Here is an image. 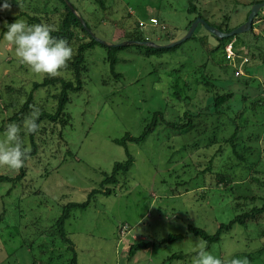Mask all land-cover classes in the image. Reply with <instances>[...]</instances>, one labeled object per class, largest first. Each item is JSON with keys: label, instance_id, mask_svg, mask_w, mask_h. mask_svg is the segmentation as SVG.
<instances>
[{"label": "rangeland", "instance_id": "obj_1", "mask_svg": "<svg viewBox=\"0 0 264 264\" xmlns=\"http://www.w3.org/2000/svg\"><path fill=\"white\" fill-rule=\"evenodd\" d=\"M252 1L108 0L103 10L93 0H69L96 39L113 46L127 41L122 38L123 32L138 31L140 22H145L142 35L159 46L183 40L195 20L201 18L200 14L215 25L227 14L231 26H238L245 21ZM9 3L10 9L0 11V35L6 28L5 22L9 23L7 17L21 9L35 14L32 8L37 6L36 15L42 22L49 16L56 26L58 11L63 8L57 0L47 4L44 0H9ZM55 7L59 10L52 12ZM152 17L159 20V25L148 22ZM23 18L19 20L25 21ZM253 27L254 34L261 35L259 38L247 33L250 29L246 34H236H244L249 43L248 48L238 44L237 53L234 51L241 62L226 55L224 59L222 48L211 51L218 40L201 23L189 38L161 53L144 55L146 46L128 41L130 46L117 53L115 72L119 77L110 72L106 60L112 50L110 53L101 45L89 49L85 53L88 69L84 87L71 93L66 105L69 122L58 124L54 136L38 142V155L27 161L26 176L16 192L7 195L6 183L0 184V264H68L73 253L78 264H194L199 246L206 243L187 231L189 225L213 234L219 224L227 223L237 214L236 204L244 202L238 197L255 191L264 197V186L249 184L248 179L227 192L223 185L216 184L213 173L199 175L201 166H206V158L217 147L215 144L211 150H204V139L214 131L218 142L229 137L234 127L232 119L237 114L235 122L244 125L248 119V126L235 139L236 148L264 174V127L252 125L264 120V109L252 110L248 107L250 101L241 100L246 94L250 100L258 99L257 88L264 83V63L257 57L259 46L264 47V19H256ZM236 68L241 72L239 77L235 76ZM61 74L69 75L68 71ZM44 76L34 75L22 65L14 46L2 36L0 92L7 84L29 92L32 82L41 81ZM204 77H212L210 82L214 86L204 84ZM248 77L254 80L244 85ZM219 90L231 91L232 96L223 105L222 115L209 114L204 109L205 98L221 93ZM54 91L53 86L35 90L37 107L48 109L51 97L46 98ZM186 110L200 113L194 119L195 127L170 129L159 119L157 127L143 140L126 142L133 158L130 169L119 175L116 186H110L113 189L110 195L98 193L87 208L70 212L65 229L73 250L68 249L54 222L66 203L87 200L90 192L99 187L104 173H110L116 162L126 160L125 147L113 140L126 134L139 136L154 112H160L166 121L175 122ZM10 111L0 98V122ZM8 124L7 120L5 126ZM3 132L0 131V139ZM250 135L256 136L252 146L241 150L249 144ZM239 163L227 143L224 152L214 158V171L232 168L240 174V168L236 167ZM18 171L0 167V174L14 176ZM260 223L263 227L264 217ZM255 230L256 226L246 228L236 224L207 251L225 264H264V237L257 238ZM177 234L183 237L160 243ZM138 239L153 240L155 245L140 249L129 258L130 246ZM260 248L263 249L258 252ZM174 255L176 258H171Z\"/></svg>", "mask_w": 264, "mask_h": 264}, {"label": "trees", "instance_id": "obj_2", "mask_svg": "<svg viewBox=\"0 0 264 264\" xmlns=\"http://www.w3.org/2000/svg\"><path fill=\"white\" fill-rule=\"evenodd\" d=\"M50 0H44V2H49ZM60 4L62 5V10L60 11L56 7L52 10V12L58 11V20L56 24V28L58 31L53 32L52 35L57 37V38H64L66 39L71 47L73 48L74 55L72 60L68 63V67L63 70V71H68L69 75H62L63 71L56 77H48L45 75L41 81H34L32 82V86L29 92H27L25 89L21 90L20 88H15V86H10L7 84L5 86V90L3 92H0V98L4 103V108L6 110H11L8 112V116L6 119H2L0 122V131L5 130V122L8 120L9 123H17L21 124L22 121L24 120L25 117L29 116L34 109H39L40 111V117L38 120V123L40 125L39 131L35 134L31 135H26L22 136V140L24 145L30 149L29 156L25 162L24 167L19 169L18 174L11 176L7 173H2L0 174V184L1 183H6L5 188L6 191L5 193L7 195H11L15 190L20 187L21 181L25 178L26 176V170H27V161L29 158H33L38 155L39 147H38V142L43 140L45 137L54 136V133L56 132V128L58 124L61 126L65 125L67 122H69V113H67L66 110V105L70 101V94L74 92H80L83 87H84V74L88 69V66L86 64V55L85 53L93 48L96 45H101L104 48H108L109 52L111 53V50L113 51L111 54L108 55L107 57V62L109 63L110 67V72L115 76L119 77L120 74L115 72V65L118 62V57L117 53L120 50L126 49V47L129 45H116L113 46L112 44H104L101 42H98L96 40L95 34L92 32L91 28L87 24V22L82 18L81 15L77 14L75 11L74 6L69 2V0H57ZM67 1L70 3L71 6H73V9H71ZM108 0H93V4H96L99 6L101 9L105 10L108 3ZM262 1H257L253 0L250 2V6L253 4L261 3ZM23 4V2H22ZM45 7V4H44ZM37 6L32 8V11H34L35 14H30L28 13V10H19V12L12 16V17H7L8 22L12 23V20L16 19H21L22 17H25V21L28 24H38V23H46L53 25V22H50V17L46 16L45 22H42L40 19L41 17H38L36 14L39 13V10H36ZM193 9V6H192ZM250 10L247 12L246 19L244 22L240 23L238 26L241 24L245 23L247 20V16L249 14ZM201 19H203L205 22H207L209 25L213 26L217 30H220L221 32L228 33L232 31L233 29L237 28L238 26H231L230 20H229V15L225 14L222 17L221 23L219 25H215L213 23L208 22L206 18H204L201 14L199 15ZM82 19V20H81ZM256 19H264V6L260 7L258 10L255 18L253 19L256 21ZM158 23L155 25H159V20L157 19ZM149 22V20H148ZM191 22L189 23L188 27L190 26ZM145 26V22H140L139 24L137 23V30L133 32H127L126 30L122 34V38L125 40L132 42V45L136 46H146L147 50L146 53H143L144 55H150L151 53H161L163 51L173 49V47H176L177 45H174L172 47H151L149 45L141 44V42L148 41L146 37L142 35L140 32L141 29ZM164 29L165 26H162ZM254 27L252 24V27L250 28V31H246L247 33H250L254 38H259L261 35L260 34H254L253 31ZM7 29L5 28L1 35L0 39L3 36V32L6 31ZM137 31V32H136ZM244 34H246L244 32ZM242 34V36H231L223 39H219L216 37L218 40L217 45L210 49L213 51L216 47L222 48L223 50V58L225 59L226 51L225 48L228 44H231L232 50L235 51V54L237 53L236 48L237 45H242L245 47H249V43L247 42L246 38L244 37L245 35ZM172 40H169L170 42ZM130 46V45H129ZM261 48L260 53L257 55L258 58H261V61L264 63V47L259 46ZM263 54V56H262ZM251 57L253 58V54H251ZM236 60L241 62L239 60V56H236ZM245 63L247 61H244ZM244 63V64H245ZM237 71V68L235 72ZM239 75H235L239 77ZM212 77H204L203 83L204 84H210V80ZM254 80L252 77L245 78L243 84L244 85H250V83ZM203 84V85H204ZM210 88L213 85V82L210 84ZM263 86H260L257 88L258 94V99L256 100H250V97L246 95L241 96V100L243 102H248L250 101V106H248L252 110H256V107H261V109H264V83L262 84ZM47 86H53L55 91L54 93H49L47 100L51 97V105L48 109L44 107H37V101L34 99V91L42 88V87H47ZM20 89V92L16 93L15 91H18ZM207 89V88H206ZM210 89L207 91L209 92ZM220 91V90H219ZM219 92H216L214 96H207L206 103L204 106V109L209 113H213L215 115H222L224 111V104L231 98L232 92L231 91H225L222 90ZM6 93H9V95H5ZM6 96H9L10 99H7ZM180 99V96H177ZM14 98H16L14 100ZM42 99V98H41ZM45 100V99H42ZM53 104V107H52ZM48 106V105H46ZM229 108V107H228ZM190 111V110H189ZM240 110H238L239 112ZM212 114V115H213ZM200 115L199 114H192L191 112H188L186 110L185 112L182 113L181 118L178 121L175 122H169L163 119L161 117L160 112H154L151 116V120L147 122L142 130V133L137 136L133 137L128 134L122 136L121 138L114 139L113 141L121 146H124L126 149L127 153V158L124 162H116L111 170L110 173H104L103 179L99 183V187L97 189H94L93 191L90 192L88 199L83 201V202H68L62 207L61 214L59 217L55 220L54 222V227L57 230V233L60 237V239L68 245V249L73 250V244L70 241L68 234L65 229V224L66 221L70 218V212L74 209H85L89 206L91 203L92 199L95 198L96 194L101 193L103 195H110L113 192V189H111L110 186L114 185L116 186L119 183V175L120 174H125L128 172L130 169L132 163H133V158L130 155V153L127 151L126 147V142L131 141V142H139L143 140L155 127H157L159 119L163 124H165L166 127L170 129H175V128H181V129H191V127L194 124V119L196 116ZM237 115H235L232 119V124L234 125L232 133L229 135V137L225 138L222 140V142H218L217 137H216V131H214L212 136H209L208 139H204L203 137L205 136L203 129H201V138L206 140L205 145H204V150H208L213 147L215 144H217L216 150L214 153L209 157L206 158V166H201V169L199 170V175L204 176L205 173H213L215 179H216V184L223 185L226 189L227 192H231L233 189L234 185L236 184H241L243 183L246 179H248L249 184H255L259 188L264 186V180L262 179V171H260L256 165L254 164L253 161H249L246 159V157L243 155L242 152L237 150V145L235 144V139L240 135L241 131L243 128H246L248 126V119L246 120L245 124L247 125H242L235 120L237 119ZM258 121V120H257ZM256 121V122H257ZM66 122V123H65ZM65 123V124H64ZM252 125H257L258 128H263L264 127V120H259L257 123H254ZM198 130V129H197ZM61 129L59 130V133L61 134ZM254 138L256 139V136L250 135L248 136V143L244 148L241 150H247L249 149L253 144ZM42 142V141H41ZM230 144L231 149L233 154L239 159L241 163L237 165L236 167L240 168L238 172L240 174L234 173V170L231 168L229 171L228 170H218L214 171V158L219 154L221 155L224 152V148L226 144ZM211 150V149H209ZM205 155V154H203ZM247 181V180H246ZM237 199H243V203H238L236 206H238L237 209V214L229 220L227 223H222L219 224V226L216 228V231L213 234H210L206 232L203 228L195 227L192 225L188 226L187 231L189 233H192L193 235L199 237L203 241H205L206 245V250L210 249L211 245L213 243H217L221 239V235L224 232H229L234 225L239 224L242 227H246L249 225L256 226V237L257 238H263L264 237V226L260 227L261 223L260 220L262 217H264V197L258 194L256 191L253 192L251 195L248 196H240ZM260 223V225H259ZM183 236L180 234L177 235H169L166 239H163L160 241V243L163 242H172L178 239H181ZM155 245V242L153 240L150 241H145L144 239H138L135 243L131 244L130 250H129V258H131L138 250L140 249H148L150 246ZM263 248H260L258 252L262 250ZM249 253H247L248 255ZM171 258H176V255L171 256ZM69 261L68 264H78L77 261V255L73 253L71 258L68 259Z\"/></svg>", "mask_w": 264, "mask_h": 264}, {"label": "clouds", "instance_id": "obj_3", "mask_svg": "<svg viewBox=\"0 0 264 264\" xmlns=\"http://www.w3.org/2000/svg\"><path fill=\"white\" fill-rule=\"evenodd\" d=\"M9 0L0 3V11L10 9ZM6 31L3 39L14 46L15 55L22 65L32 74L56 77L68 67L74 52L69 42L64 38L52 35L58 29L50 24H28L16 19L12 23L5 22ZM39 109L24 118L21 124L9 123L0 139V167L19 170L24 167L29 156L28 149L22 136L35 134L39 131ZM122 229V228H121ZM194 264H225V261L206 250L201 244Z\"/></svg>", "mask_w": 264, "mask_h": 264}, {"label": "water", "instance_id": "obj_4", "mask_svg": "<svg viewBox=\"0 0 264 264\" xmlns=\"http://www.w3.org/2000/svg\"><path fill=\"white\" fill-rule=\"evenodd\" d=\"M67 4L68 6L73 9V6L70 5V3L67 1ZM264 6V2H261V3H257V4H253L252 5V8L248 14V17H247V20L245 23L241 24L240 26H238L237 28L233 29L232 31L228 32V33H224V32H221L220 30H217L216 28H214L213 26L209 25L207 22H205L203 19L201 18H198L197 20H195V22L192 24V26L190 27L189 31H188V34L183 38V40L181 41H184L186 40L187 38H189L192 33L194 32L195 30V27L197 26L198 23H201L203 24V26L209 30V32H211L213 35H215L216 37H218L219 39H223V38H227V37H231V36H234L236 34H239V33H242V32H246L248 31L251 27H252V24H253V19L255 18L258 10L260 9V7ZM82 20V19H81ZM98 42H101V43H104L106 44V42H103L99 39H96ZM181 41L179 42H173V43H170L168 45H166V47H171V46H174L178 43H180ZM128 44V41H125L119 45H127ZM141 44H145V45H152V46H155V47H163V45H155L154 43L150 42V41H145V42H141ZM116 46V45H115Z\"/></svg>", "mask_w": 264, "mask_h": 264}, {"label": "built area", "instance_id": "obj_5", "mask_svg": "<svg viewBox=\"0 0 264 264\" xmlns=\"http://www.w3.org/2000/svg\"><path fill=\"white\" fill-rule=\"evenodd\" d=\"M149 23L155 25V24L158 23V21H157L156 18L152 17V18L149 19ZM225 51H226V57H227L228 59H231V58L233 57V59L235 60L236 56H235V54H234V51L232 50V46H231V44H228V45L226 46ZM239 74H241V72H240V70H237V71L235 72V75H239Z\"/></svg>", "mask_w": 264, "mask_h": 264}]
</instances>
